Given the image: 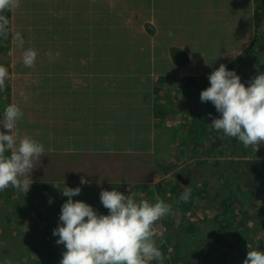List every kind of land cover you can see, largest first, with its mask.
Instances as JSON below:
<instances>
[{
    "label": "rangeland",
    "instance_id": "rangeland-1",
    "mask_svg": "<svg viewBox=\"0 0 264 264\" xmlns=\"http://www.w3.org/2000/svg\"><path fill=\"white\" fill-rule=\"evenodd\" d=\"M11 1L12 0H10V2ZM70 1L69 9H77L78 0ZM88 2L89 3L86 5H91L92 0ZM187 2L188 4H193L192 0H187ZM182 3V1L175 2V6H179V8H174L175 6L170 7L168 4L167 7H164L166 9H176L174 15H172V11L170 16L167 15L165 22H170L172 25L177 24V26H179L177 30L178 38L183 40L186 25H199L202 23L201 29L197 27L189 28L192 32L187 36V43L184 47L201 49L203 46H217L219 44L217 42L207 41L206 43H199L196 38V32L211 26L214 20L207 19L204 14H202L201 17L189 14L192 7H188L186 11ZM35 4L37 5L35 1L28 2L29 7ZM53 4L55 7L58 6L56 2ZM251 8L252 0H238V7H232L233 12L237 9L236 18L238 19L237 22L232 24V32L229 34H232L236 39L235 45L238 47V57L245 51L249 52L251 41H254L255 37L256 40L259 41V38L264 33V29L262 28L264 24L260 22V19L264 17V4L260 12H258L257 8V22L254 21V16L247 19ZM67 9L62 10L65 12V15L59 16L58 14L57 17H60V19L67 17V20H72L74 17L73 13L67 11ZM197 9L199 12L201 11L200 7H197ZM240 10L248 11V13L242 14ZM4 15L5 12L3 8H0V16L3 17ZM220 20L217 22V27L221 25ZM42 26L43 25L39 26V28ZM58 26L63 27L64 25L58 21H51V27H49L51 28V33L46 34V41H54V38H56L55 35H57L56 40L62 43L65 41L68 42L69 37L74 40L76 39L77 35L75 33H69L68 31L56 34L55 32L57 30H61ZM222 30L226 29H218V31ZM155 31L156 30H154V33ZM174 36L176 38L175 34ZM8 42L9 45L6 44L7 42L0 43V69L5 73L4 84L0 87V116H2L3 109L6 105L16 104L19 106V103L15 100V93L23 88L18 80V78L22 76H18L12 71V63H7L6 58L8 56H10V58L13 57L11 41ZM53 44L55 45V41ZM172 47L179 46L173 45ZM259 47L260 46L257 48ZM2 48H5L3 54H1ZM148 48H150V46ZM110 49L111 53L115 51V47H111ZM157 52L159 54L161 51L158 50ZM179 52V50H176L173 53L171 63L168 58H163L161 63L157 66V70L165 68L164 74L167 73V76H169L165 87L171 86L169 85L170 81L178 77L180 67L183 63V57ZM212 58L217 61L221 59V57H209L207 59L209 61L206 63H211ZM136 61V64H108L110 68L118 67L116 70L110 69L111 73L125 74V77L128 78L132 72L131 77L127 80V85L132 92H137L135 90L137 88L136 85L139 76H145L146 79L149 75H154L153 78L149 79L150 87L162 83L164 79L166 80L165 75L156 72L155 67H150L149 63L146 64L147 61L144 60L143 57L138 56ZM120 67L126 70L119 72ZM34 72L35 70L32 68L28 73L32 74ZM260 72H264V51L257 54L256 67L252 69L249 68V70L245 72V85L247 86L250 79ZM103 74L110 75L105 72ZM26 75L25 77H30L29 79H31L32 76ZM203 79L204 78H196L194 81L196 82V86H201L200 90L197 89L196 86H191L189 92L191 94L190 97H193V102L198 101V109L200 108V110H203L205 108L204 117L206 116V118L202 117V114H200V120H207L206 124H210L211 118L209 117V113H211L212 117H218L219 114L216 112L211 102L202 103L200 101V92L209 86L208 75L206 79ZM8 81H10V84H8ZM191 81L192 79L189 80V82ZM178 87L179 86H176L170 90L167 89L168 91L166 90V93L174 95L175 92L170 91L177 90ZM149 90L150 89L147 87H143V92L140 93L141 97L136 104L137 108L143 104H145L144 107L150 106L149 103L152 105V100L155 99V95L158 94V91L155 90L154 95L153 91V93L151 92L149 94ZM31 92L32 91L29 93ZM58 93H61V91ZM166 93H159L155 100L158 104H162L161 106H166L167 104ZM123 94V91L112 93V95L115 96ZM62 95L65 98H71L66 94ZM180 95H184V91H181ZM47 104V101L45 103L39 102L38 108L43 105L44 109V106ZM194 106L197 107L195 104ZM124 111L125 108H123L122 112ZM129 111L130 112L126 113L122 125V129L125 131H127L131 123L134 124L137 119L140 120L141 112H137L134 109L131 110V108ZM73 113L74 109L69 112V115L66 112H62L60 114L61 120L60 118L59 120L64 122L70 120L76 124V116ZM32 121H34V119ZM74 124H72V126H74ZM37 126L38 125H36V127ZM57 126H59V124H57ZM78 127L79 126L75 125V127L72 128L73 133L78 134L76 132ZM202 128L206 133H212L209 131L210 127L208 125H206V127L203 125ZM45 131L46 130H44V132ZM23 133L24 136H29L27 131H23ZM217 133L221 132L217 131ZM61 136L65 137L66 135L62 133ZM220 136L222 135L220 134ZM220 136L216 134L215 138L205 139V148L200 144L199 149L192 150V152H199L196 153L194 157V154L190 152L191 144L187 142L186 146H183L185 150L181 151V153L179 151L172 152V155L181 156V159L177 160L168 157L162 160L167 161V164H165V162L161 163L157 170H154L151 174L143 175L142 178H140L139 175L132 174L133 170L125 168L117 170L120 164H124V160L122 158H115V162L117 163L115 166L106 169H92L84 173L87 176L85 178L89 181V183L85 185L80 184V179L84 176L83 173L74 171V174L69 173L68 175H64L65 178H57L61 176H57L60 174L56 173V170H48V167L50 164L52 165L53 161L52 141H50L51 145L49 147L47 142L43 141L44 155H41V157L35 161L40 165L34 166L32 169L34 171L30 173L31 176L35 172V180L30 181L32 184L29 191L25 194L11 186L0 191V264H59L64 247L63 245H57L55 243L57 237L52 236V231L57 227L61 205L67 200V197L62 196V192L66 187L75 188L79 186L81 187V192L73 199L85 201L91 204L99 213L107 214V210L103 208L99 199L101 184H105L107 190L115 188L125 195H128L131 191H136L138 199L154 202L159 198L170 206V213L161 217L153 226V239L162 254L163 264H190L187 259L188 257L185 256L184 250L193 243L194 245L198 244L203 238L205 240L209 239L211 242L210 244L201 243V246L197 247L196 250L199 251V254L201 253V256L197 260H194L199 264H243L249 248L264 250V205H260L259 202L263 197H253L248 188L245 187V189L242 188L239 191V187H236V192L239 195L235 192H233L234 195H231V198H234L236 202L229 208H225L208 204L203 199V194L205 192L201 194L198 192L199 189L202 190L204 188L203 182H206V175L209 174L210 168L221 171V169L227 166L225 161L227 157H225L224 150L230 152L233 144H228L227 147V144L223 141L224 138ZM218 139L220 140V143L217 145L218 147L212 149ZM97 146L98 145L93 142L92 147L96 148ZM189 146L188 152H185ZM263 147L264 144L258 145L257 149L251 146L243 147L245 149L243 153L244 159L256 162V167L255 170L253 167L250 168V175L242 178L238 183L254 181L257 189H260V186H264ZM7 154L8 153H5V155ZM167 154L170 155L171 153L167 152ZM92 156L104 159L113 155L96 154ZM47 160H49L48 162L50 164L47 163V167H43L42 163ZM67 160H71V157H68ZM56 162H59V160H56ZM70 163L73 164L72 161ZM92 165L93 163H91L89 167ZM177 165L179 167L183 166V169H171L172 166ZM196 165H203L193 170L197 176H194L188 184L181 181L184 186L178 185L176 183V179L178 180L176 176L180 175L186 180L189 176V170H187V168L193 169ZM95 170H102L103 173ZM205 189L207 191L206 186ZM177 190H182L183 193L185 191L189 193V198L187 200L192 199L189 201V205L191 206L190 209L189 205L184 208L178 204ZM244 201L247 206L242 207L241 202ZM195 238L196 242L192 243V239ZM216 239H219L220 242H216Z\"/></svg>",
    "mask_w": 264,
    "mask_h": 264
},
{
    "label": "trees",
    "instance_id": "trees-1",
    "mask_svg": "<svg viewBox=\"0 0 264 264\" xmlns=\"http://www.w3.org/2000/svg\"><path fill=\"white\" fill-rule=\"evenodd\" d=\"M30 1H35L37 5L29 7L28 2ZM88 1L78 0L77 9H69L70 0H12L6 7H3L5 15L3 17L0 16V26L3 29L2 33H0V43L7 42L6 44L9 45L8 41H11L13 57L10 58L8 56L6 58L7 63H12V71L16 75L22 76L18 80L23 88L15 93V100L19 103L18 107L23 112V117L17 123L18 132L20 135H23V131H27L29 136L40 144L43 145V141H46L48 147L51 145L50 141H52L53 150L57 147L54 138L58 134V126L55 120L59 122V133L60 131L66 132L67 122H70V120L67 122L60 121V114L66 112L69 115V112L72 110L67 107L70 106V99L63 97L62 94H66L72 98L74 92H79L77 89L82 88L86 92L81 95V97L85 98L84 103H82V105H85V111H83L81 117L86 116V119L83 121L81 117L76 118V124L72 122L74 124L72 128L75 125L79 126V122L81 121L82 127L85 130L78 127L76 129L78 134L73 133L74 135H79L81 139H86L85 131H88L87 136L89 139L82 140L84 146L86 147L87 141L89 147L92 144V140H107L111 145L120 144L119 146H114L119 151H125L128 147H132L133 151L137 150V152L145 151L143 148L147 140H143L140 133L149 131L152 124H149V121L140 123L137 119L134 124H130L127 131L122 129V125L126 113L130 112V108L137 112L141 111L140 120H148L152 111L149 108L143 110V106L137 108L136 104L131 103L135 99H140L143 87L150 89L148 91L149 94L153 91V87H150L148 78L145 79V76H139L135 90L137 92H132L127 85V80L131 77L132 72L126 78L125 74L111 73L110 69L116 70L118 67L110 68L108 64H136V59L140 56L147 61L146 64H150V67L154 66L156 72L165 73V68L157 70V66L161 63V60H153L151 57V47L148 48L154 34L150 26V0H132L129 6L115 2L114 0H92L91 5H86L89 3ZM145 1L148 4L147 8L145 7L146 14L134 19L131 11L140 12L137 6L143 5ZM54 2L58 3L57 7L53 4ZM258 4H261L262 7L264 1L257 0ZM63 9H67V11L73 13L74 17L72 20H67V17L64 19L57 17L58 14L59 16L65 15V12L62 11ZM53 20L64 25L63 27L58 26L61 30H57L56 34L68 31L72 34L75 33L77 35L76 39L74 40L69 37L68 42L62 43L56 40L57 35H55V45L53 44L54 41H46V34L51 33V28L49 27H51V21ZM5 21L6 23H4ZM260 22L264 24V17L260 19ZM41 25L43 26L39 28ZM16 33H20L24 41L22 47H18L16 41L13 39ZM258 46L260 47L257 48ZM111 47H115V51L112 53ZM27 48H31L36 52V59L31 67H26L22 62L23 51ZM1 51V54H3L5 48H2ZM262 51H264V33L259 38V41L255 37L254 41L250 43L249 52L245 51L235 61L229 63L227 68L234 70L241 77V82L245 83V72L249 68L256 67V56ZM107 59H116L118 63L114 61L104 63L102 61ZM220 64L219 60L217 61L212 58V62L206 65V76L217 69ZM32 68L35 72L32 74L28 73ZM93 70H95L96 75H102V82L91 84L93 81L91 77ZM123 70L126 69L120 67L119 72ZM104 72L110 75H104ZM26 74L32 76L31 79H29L30 77H25L27 76ZM194 81L190 82L192 86H196V82ZM166 82L167 79H164L154 89L159 91ZM8 84H10V81H8ZM200 88L201 86H198L199 90ZM95 89H98V91ZM30 91L32 92L29 93ZM60 91L61 93H58ZM121 91L126 94L128 102L122 101L119 103L113 101L114 96L112 93ZM46 101L48 104L44 106V109L43 105L38 108L39 102L45 103ZM149 104L151 105V103ZM193 104L197 106L195 107V111H193L195 114H199V118L190 122L189 143L191 146L200 143L205 148V139L215 138L216 134L222 135L220 137L224 138L223 141H225L227 147L228 144H233L230 152L224 150L225 157H227L225 160L226 168L221 169V171L210 168L209 174L206 175V182H203L204 188L198 190L200 194L205 192L203 194L205 202L212 206L229 208L236 202L234 198H231L233 192L238 194L235 188L239 187L238 190L240 191L246 187L253 197H263L259 202L260 205H264V186H260V189H257L254 181L238 183L242 178L250 175V168L253 167L255 170L256 162L244 159V145L234 138L225 137L222 133H217L212 128L209 129L212 132L211 134L201 131L203 125L205 127L207 125V120H200V114L204 117L205 108L200 110V108L198 109L197 102H193ZM123 108H125L124 112H122ZM33 119L34 121H32ZM36 125L39 127H36ZM44 130L46 131L44 132ZM81 139L78 138V145H80ZM219 143L220 140L218 139L212 149L218 147ZM187 151L188 149L185 152ZM262 151L264 152V147ZM145 158L146 156L143 155V163H151L146 162ZM48 161L42 163L43 167H47ZM54 162L53 160L52 165L49 163L48 170H55ZM154 162L156 170L161 163L165 162L167 164V161H162V159L154 160ZM39 165V163L34 162V166ZM199 166L203 165H196L193 169L187 168L189 170V176L186 179L188 181L187 184L194 176H197L193 170L196 167L198 169ZM153 171V169L139 170V176L142 178L143 175L151 174ZM34 174L35 172L30 176L32 181L35 180ZM57 176H61L57 178H65L64 175ZM83 177H87L86 174ZM177 178L176 183L182 186L181 180L179 177ZM205 186L207 187V191ZM182 193V190H177L178 204L186 208L192 199L182 200ZM241 205L242 207L247 206L245 201L241 202ZM190 207L189 205V209ZM215 241L220 242L219 239ZM193 242H196V238L192 239ZM210 242L209 239L205 240L203 238L198 244L194 245L193 243L185 248L184 253L188 257V262L190 264H199L194 260H197L201 256V253L199 254V251L196 249L201 246V243L210 244Z\"/></svg>",
    "mask_w": 264,
    "mask_h": 264
},
{
    "label": "clouds",
    "instance_id": "clouds-1",
    "mask_svg": "<svg viewBox=\"0 0 264 264\" xmlns=\"http://www.w3.org/2000/svg\"><path fill=\"white\" fill-rule=\"evenodd\" d=\"M9 2L0 0V8ZM13 39L18 47L23 46L20 33ZM35 59L33 49L23 51L26 67H31ZM4 79L0 69V87ZM208 81L209 86L200 92V101L211 102L219 116L209 113L211 123L207 125L244 146L257 149L264 144V72L252 77L246 86L234 70L220 64L208 75ZM22 117L16 104L6 105L0 116V191L11 186L26 194L32 184L34 162L44 153L42 144L19 134L17 123ZM88 183L82 176L80 184ZM80 192L79 186L66 187L62 192L67 200L61 205L57 227L52 231L57 237L55 243L64 247L59 264H163L153 239V226L170 213L167 203L159 198L154 202L138 199L136 191L125 195L115 188L102 189L99 199L107 214H101L91 204L73 199ZM188 198L187 191L181 194L182 200ZM243 264H264V250L249 248Z\"/></svg>",
    "mask_w": 264,
    "mask_h": 264
},
{
    "label": "crops",
    "instance_id": "crops-1",
    "mask_svg": "<svg viewBox=\"0 0 264 264\" xmlns=\"http://www.w3.org/2000/svg\"><path fill=\"white\" fill-rule=\"evenodd\" d=\"M115 2L124 4L126 6L131 5L132 0H114ZM176 1H182V5L185 10H188V7H192L190 10L191 15L201 17L202 14L206 15L207 19L214 20L211 26L206 27L202 30H198L196 33V38L199 43H206L207 41L217 42L219 43L217 46H203L201 49H190L188 47H184L186 45L187 36L192 32L189 28H199L201 29V24L199 25H186L185 33L183 36V40L178 38L177 30L179 26L177 24H170L165 22L167 15H174L176 13V9H166L167 4L170 7L175 6ZM193 4H188L187 0H150V17H151V27L155 33L150 40V47L152 51V59L153 60H162L163 58H168L169 62L172 61V55L176 50L180 51V55H182V66L180 67L178 77L174 80L170 81L171 86L163 85V88L159 89L158 94L165 92L166 90H170L176 86H179L177 90H172L170 92H175L174 95L166 93V106H161L162 104H158L155 100L158 96L155 95L154 87H158L160 83L156 84L153 87V92L155 95V99L152 100V105L145 106L143 104V110L150 109L152 111L148 120H138L140 123H144L149 121V124H152L151 129L149 131H144L140 133L141 138L143 140H147V143L144 145L145 151H133V148L128 147L125 151H119L114 148L117 145H111L107 140L102 141H94L92 140V144L88 147V141L86 147L84 146L82 140L89 139L86 134V139L79 137V135H74L72 131V122H67V130L66 132L59 133V126L57 128L58 134L55 135V145L57 147H53L52 155L54 162V168L56 173L60 175H68L69 173H73L74 171H78L80 173H87L88 170L92 169H106L111 166L117 165L115 162V158H122L124 160V164H120L117 170H122L123 168L128 170H133L132 174L139 175L140 172L138 170H156L155 162L157 159H167L168 157L172 159H181V156L172 155L174 151H183V146L185 147L187 142H190V122L194 121L196 118H199V114H195V106L193 104V97H190V88L192 84L189 82L190 79L195 80L196 78H206L205 68L208 63H206L209 57H221L219 62L221 64L228 66L229 63L235 61L238 58V47L235 45V37L232 34V24L237 22L236 15L237 9L232 10V7H238V0H192ZM264 1V0H263ZM148 4L143 3L138 5V11H131L132 15L135 18L146 14L145 7ZM197 7L201 8V11L197 9ZM147 8V7H146ZM174 8H179V6H175ZM260 12L261 4L257 5V0H252V8L250 9L248 18L254 16V21L256 20V14ZM242 14L248 13V11L240 10ZM221 19V20H220ZM253 19V18H252ZM221 21V25L217 27V22ZM228 26H227V25ZM251 25V24H249ZM252 27V26H251ZM264 29V27H262ZM218 29H226L222 31H218ZM176 35V38L174 36ZM252 34V32H251ZM252 42V41H251ZM173 45L179 47H172ZM158 50L159 52L158 54ZM104 63L114 61L117 62L116 59H107L102 60ZM118 63V62H117ZM97 73V72H96ZM166 79H169L167 73L164 74ZM93 78V83L102 82V75H96L95 70L91 75ZM154 75H149L148 79L153 78ZM150 82V80H149ZM150 84V83H149ZM196 85V84H195ZM200 86V85H198ZM198 86L197 89H198ZM165 89V90H164ZM79 92H74L73 97L70 98V109H74L76 118L81 117L83 111H85L84 103L85 98L81 95L85 93L82 88L77 89ZM98 91V89H95ZM164 90V91H163ZM167 90V91H168ZM181 91H184V95H180ZM192 91V90H191ZM152 92V93H153ZM168 95V96H167ZM114 96V102H128V98L126 94ZM188 97V98H187ZM139 99H135L131 104H137ZM164 103V102H163ZM198 103V101H197ZM165 104V103H164ZM190 104V105H189ZM199 105V103H198ZM140 110V109H139ZM194 110V111H193ZM141 112V111H140ZM83 121L86 119V116L81 117ZM55 123L59 124L57 120ZM79 127L82 130H85L82 127L81 121L79 122ZM201 131H204L203 129ZM62 133H65V137H62ZM104 133V132H103ZM126 133V132H125ZM77 136V137H76ZM125 137V135H124ZM81 139V143L78 146L77 140ZM101 140V139H100ZM118 141V140H117ZM93 142H95L98 146L93 148ZM161 144V145H159ZM191 146V145H190ZM188 147V150L190 148ZM200 143L196 145H192L190 148V152L193 149H199ZM167 152L171 154L168 155ZM188 152V151H187ZM195 156L197 151L192 152ZM96 154H112L113 156H108L104 159H99L97 157H93L92 155ZM143 155L146 156L144 159L146 162L151 163H143ZM186 156V155H185ZM68 157H71V160H67ZM82 158V159H81ZM141 158V159H140ZM140 159V160H139ZM59 160V162H56ZM77 162H74V161ZM73 162L71 164L70 162ZM93 163L91 167L89 165ZM178 164V163H176ZM171 169H179L182 170L183 166H172ZM103 173L102 170H95ZM99 193L102 189H107L105 184L100 185Z\"/></svg>",
    "mask_w": 264,
    "mask_h": 264
},
{
    "label": "flooded vegetation",
    "instance_id": "flooded-vegetation-1",
    "mask_svg": "<svg viewBox=\"0 0 264 264\" xmlns=\"http://www.w3.org/2000/svg\"><path fill=\"white\" fill-rule=\"evenodd\" d=\"M180 180H181V181H184V182H187L186 180H184V179L182 178V176L180 177Z\"/></svg>",
    "mask_w": 264,
    "mask_h": 264
},
{
    "label": "water",
    "instance_id": "water-1",
    "mask_svg": "<svg viewBox=\"0 0 264 264\" xmlns=\"http://www.w3.org/2000/svg\"><path fill=\"white\" fill-rule=\"evenodd\" d=\"M179 179H180V176H179ZM187 183V182H186Z\"/></svg>",
    "mask_w": 264,
    "mask_h": 264
}]
</instances>
